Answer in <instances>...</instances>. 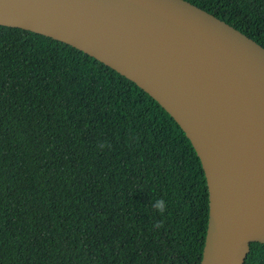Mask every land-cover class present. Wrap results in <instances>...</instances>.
Returning <instances> with one entry per match:
<instances>
[{
  "label": "trees",
  "instance_id": "1",
  "mask_svg": "<svg viewBox=\"0 0 264 264\" xmlns=\"http://www.w3.org/2000/svg\"><path fill=\"white\" fill-rule=\"evenodd\" d=\"M188 1L264 46V0ZM208 219L202 162L151 95L70 44L0 25V264H201ZM244 264H264V243Z\"/></svg>",
  "mask_w": 264,
  "mask_h": 264
},
{
  "label": "water",
  "instance_id": "2",
  "mask_svg": "<svg viewBox=\"0 0 264 264\" xmlns=\"http://www.w3.org/2000/svg\"><path fill=\"white\" fill-rule=\"evenodd\" d=\"M0 25L84 51L177 121L208 184L201 264L264 243V46L188 0H0Z\"/></svg>",
  "mask_w": 264,
  "mask_h": 264
},
{
  "label": "clouds",
  "instance_id": "3",
  "mask_svg": "<svg viewBox=\"0 0 264 264\" xmlns=\"http://www.w3.org/2000/svg\"><path fill=\"white\" fill-rule=\"evenodd\" d=\"M106 147H109V144H108V142L106 140L97 142V148L99 150H103ZM153 207L155 209H157L158 211H160L161 214H163L165 212V210H166V202L163 199H158L153 204ZM157 226H159V225H157Z\"/></svg>",
  "mask_w": 264,
  "mask_h": 264
}]
</instances>
